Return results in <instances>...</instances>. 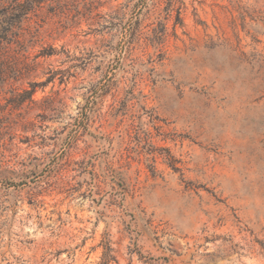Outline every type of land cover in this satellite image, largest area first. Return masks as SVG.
<instances>
[{
    "label": "rangeland",
    "instance_id": "obj_1",
    "mask_svg": "<svg viewBox=\"0 0 264 264\" xmlns=\"http://www.w3.org/2000/svg\"><path fill=\"white\" fill-rule=\"evenodd\" d=\"M0 52V264H264V0H40Z\"/></svg>",
    "mask_w": 264,
    "mask_h": 264
},
{
    "label": "trees",
    "instance_id": "obj_2",
    "mask_svg": "<svg viewBox=\"0 0 264 264\" xmlns=\"http://www.w3.org/2000/svg\"><path fill=\"white\" fill-rule=\"evenodd\" d=\"M40 0H0V52L20 44L22 22L40 5ZM6 71L1 67L0 74Z\"/></svg>",
    "mask_w": 264,
    "mask_h": 264
}]
</instances>
